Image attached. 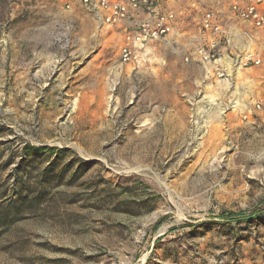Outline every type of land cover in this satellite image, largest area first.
Returning a JSON list of instances; mask_svg holds the SVG:
<instances>
[{
  "label": "rangeland",
  "instance_id": "374dc122",
  "mask_svg": "<svg viewBox=\"0 0 264 264\" xmlns=\"http://www.w3.org/2000/svg\"><path fill=\"white\" fill-rule=\"evenodd\" d=\"M45 2L0 0V215L25 198L0 264H264V67L248 119L196 109L200 66L159 45L122 65L81 0ZM168 3L190 30L230 0Z\"/></svg>",
  "mask_w": 264,
  "mask_h": 264
},
{
  "label": "built area",
  "instance_id": "2783aa9c",
  "mask_svg": "<svg viewBox=\"0 0 264 264\" xmlns=\"http://www.w3.org/2000/svg\"><path fill=\"white\" fill-rule=\"evenodd\" d=\"M169 1L81 0V5L121 35L122 65L139 63L163 46L184 63L200 66L202 85L215 88L212 99L200 88L197 96L206 100L197 99L193 107L243 112L244 119L254 115L261 104H249L246 96L251 72L264 67V0H230L226 12L207 9L190 30Z\"/></svg>",
  "mask_w": 264,
  "mask_h": 264
},
{
  "label": "trees",
  "instance_id": "16d2710c",
  "mask_svg": "<svg viewBox=\"0 0 264 264\" xmlns=\"http://www.w3.org/2000/svg\"><path fill=\"white\" fill-rule=\"evenodd\" d=\"M31 148V147H30ZM29 148H27V150H26V155H28V156H30V155H32L33 156V160L32 161H34V157L36 158V157H40V155H42L41 153H54V151H56V153H65V151L64 150H62V149H56V148H50V147H47V148H44V147H38V148H33V149H29ZM50 170H53V167L51 168L50 167V169H49V171L47 172V176L48 175H51V171ZM50 173V174H49ZM19 193V199H18V201H16V202H18V204H15V205H13V208H12V210L10 211V212H6V213H2L0 216V218H2V219H4V218H7V217H12V219H14V218H16L20 213H21V206L25 203V198H24V196L22 195V191H20V192H18ZM229 215L231 216V215H233L232 213H229Z\"/></svg>",
  "mask_w": 264,
  "mask_h": 264
},
{
  "label": "crops",
  "instance_id": "0c3cea01",
  "mask_svg": "<svg viewBox=\"0 0 264 264\" xmlns=\"http://www.w3.org/2000/svg\"><path fill=\"white\" fill-rule=\"evenodd\" d=\"M23 1H26V3H32V2H35V4L37 3V8L39 9V12H37L38 14L40 13V11L43 12V8H40L41 7V2L43 3H46L45 0H23ZM28 4L26 5H22V8L25 9V7L27 6ZM29 7V6H27ZM30 8V7H29ZM30 14V13H29Z\"/></svg>",
  "mask_w": 264,
  "mask_h": 264
}]
</instances>
